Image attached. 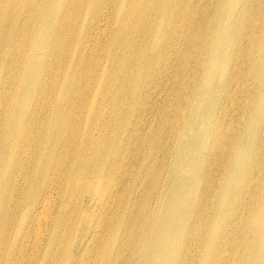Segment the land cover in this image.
<instances>
[{"label":"bare ground","instance_id":"6f19581e","mask_svg":"<svg viewBox=\"0 0 264 264\" xmlns=\"http://www.w3.org/2000/svg\"><path fill=\"white\" fill-rule=\"evenodd\" d=\"M0 264H264V0H0Z\"/></svg>","mask_w":264,"mask_h":264},{"label":"rangeland","instance_id":"374dc122","mask_svg":"<svg viewBox=\"0 0 264 264\" xmlns=\"http://www.w3.org/2000/svg\"><path fill=\"white\" fill-rule=\"evenodd\" d=\"M158 104V103H157ZM157 107V106H156ZM155 109L154 110H152V114L150 115V120L154 123V125L156 124V119H155ZM153 119V120H152ZM155 121V122H154ZM138 165V164H137ZM136 166V165H135ZM81 232V231H80ZM75 235H76V233H75ZM73 236L72 237V240H73V248L76 250L77 249V243H75V241H77V240H79V237H80V235L79 234H77V236ZM75 240V241H74ZM78 242V241H77ZM77 246V247H76Z\"/></svg>","mask_w":264,"mask_h":264}]
</instances>
